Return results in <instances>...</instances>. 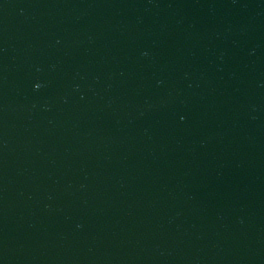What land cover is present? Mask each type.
<instances>
[{
    "label": "water",
    "instance_id": "95a60500",
    "mask_svg": "<svg viewBox=\"0 0 264 264\" xmlns=\"http://www.w3.org/2000/svg\"><path fill=\"white\" fill-rule=\"evenodd\" d=\"M0 264H264V0H0Z\"/></svg>",
    "mask_w": 264,
    "mask_h": 264
}]
</instances>
